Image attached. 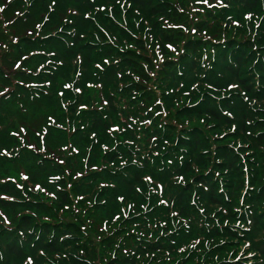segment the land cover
I'll return each mask as SVG.
<instances>
[{
	"label": "trees",
	"instance_id": "trees-1",
	"mask_svg": "<svg viewBox=\"0 0 264 264\" xmlns=\"http://www.w3.org/2000/svg\"><path fill=\"white\" fill-rule=\"evenodd\" d=\"M0 211V264H264V0H0Z\"/></svg>",
	"mask_w": 264,
	"mask_h": 264
},
{
	"label": "rangeland",
	"instance_id": "rangeland-1",
	"mask_svg": "<svg viewBox=\"0 0 264 264\" xmlns=\"http://www.w3.org/2000/svg\"><path fill=\"white\" fill-rule=\"evenodd\" d=\"M90 83H91V81H88L87 83H85L83 85H84V87H86V88L88 87V88H90V90L92 89L94 91L95 98L96 97H99L100 96V92H99L100 87H97L96 85L90 84ZM78 89H80V88H77V90ZM1 152H2V155H4V156H6V154H9V152H8V150L6 148H2L1 149ZM24 176L27 179V175H24L23 174V177ZM58 179H59V177H57V176L55 178H52L51 179L52 181H50V182H52L51 184H53L54 181H56ZM26 181H28V180H26ZM32 187H34V190L35 191H33V192L36 193V194H40V195H43V194L44 195H49L50 194V195H53V193H54V191H52V189H51V186H49L48 184L44 185V184L40 183L39 181L30 182L28 184V188L27 189L32 191ZM119 201H121V199H119ZM4 212L0 211V215H2V213H4ZM4 216H5V219H6V223H9V220L11 218V215L8 214L7 212H5V214L3 215V217ZM50 220H51V218H50ZM105 223L106 222L103 221V222H101L102 225H100V226L97 227V230L99 231V233L97 235L95 233L94 234L93 233H90V235L92 237L91 240L96 244L97 248H99V246H100V241L102 240L101 239L102 236L104 237V235L106 234V232H108V229L111 228V227H105ZM60 225L61 224L58 223L57 227H60ZM57 227L55 228V230L57 229ZM30 259H31V261H30ZM10 261H11V259L8 260V262H10ZM38 262H39V257L38 258H35L32 255H29L22 262H15V261H13L10 264H38ZM161 264H168V263L162 262Z\"/></svg>",
	"mask_w": 264,
	"mask_h": 264
},
{
	"label": "snow or ice",
	"instance_id": "snow-or-ice-1",
	"mask_svg": "<svg viewBox=\"0 0 264 264\" xmlns=\"http://www.w3.org/2000/svg\"><path fill=\"white\" fill-rule=\"evenodd\" d=\"M231 86V85H230Z\"/></svg>",
	"mask_w": 264,
	"mask_h": 264
}]
</instances>
